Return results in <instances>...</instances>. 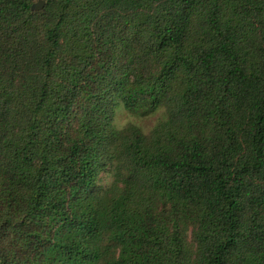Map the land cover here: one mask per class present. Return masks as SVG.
<instances>
[{
    "label": "trees",
    "instance_id": "16d2710c",
    "mask_svg": "<svg viewBox=\"0 0 264 264\" xmlns=\"http://www.w3.org/2000/svg\"><path fill=\"white\" fill-rule=\"evenodd\" d=\"M36 1L0 0V264H264V0Z\"/></svg>",
    "mask_w": 264,
    "mask_h": 264
},
{
    "label": "rangeland",
    "instance_id": "374dc122",
    "mask_svg": "<svg viewBox=\"0 0 264 264\" xmlns=\"http://www.w3.org/2000/svg\"><path fill=\"white\" fill-rule=\"evenodd\" d=\"M155 116H149L141 119L132 118L130 115L125 113L124 111H117L115 116V124L118 128L123 127L125 124L129 122H133L140 126L145 133H148L152 127L155 125ZM110 182L109 178H105L101 181L103 186H106Z\"/></svg>",
    "mask_w": 264,
    "mask_h": 264
},
{
    "label": "water",
    "instance_id": "95a60500",
    "mask_svg": "<svg viewBox=\"0 0 264 264\" xmlns=\"http://www.w3.org/2000/svg\"><path fill=\"white\" fill-rule=\"evenodd\" d=\"M43 6H44V1L43 0H38V1H36L35 3H33L31 5V10L32 11H39V10H41L43 8Z\"/></svg>",
    "mask_w": 264,
    "mask_h": 264
}]
</instances>
